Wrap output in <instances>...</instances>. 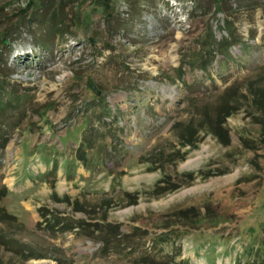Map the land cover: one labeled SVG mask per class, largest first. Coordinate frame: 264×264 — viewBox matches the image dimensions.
Listing matches in <instances>:
<instances>
[{
  "label": "rangeland",
  "instance_id": "374dc122",
  "mask_svg": "<svg viewBox=\"0 0 264 264\" xmlns=\"http://www.w3.org/2000/svg\"><path fill=\"white\" fill-rule=\"evenodd\" d=\"M26 1L0 0V264H264V0Z\"/></svg>",
  "mask_w": 264,
  "mask_h": 264
},
{
  "label": "trees",
  "instance_id": "16d2710c",
  "mask_svg": "<svg viewBox=\"0 0 264 264\" xmlns=\"http://www.w3.org/2000/svg\"><path fill=\"white\" fill-rule=\"evenodd\" d=\"M38 0H27L25 3V7L20 8L21 13H25L26 8H30L33 4H36ZM85 0H80L79 2H83ZM40 8L43 10H45L46 8L48 9V7L46 6V4L44 5L43 1L40 2ZM55 13H52L50 17H54ZM6 33H3V37L1 38V40H3L4 43H7V39H6ZM249 92L251 94L252 97V106L254 107V109L256 110L257 113H259V123L262 125L263 127V134H264V87H260V86H255L249 89ZM235 110H237V107H235L234 105H229L226 101H223L222 103H220L216 109L215 112V116L213 119H209L208 121V125L209 128L211 130V132H213L222 143L224 144H228V135H227V130H226V119L227 117H229ZM186 130H189V134H191V128L188 126L186 127ZM183 136V134H182ZM187 142L189 144L191 143V140H187ZM191 176V179L193 178V175H189ZM166 181V179H161L159 182H164ZM180 185H166L163 187H157V189H155V194H162L163 192L166 191H173L176 188H178ZM193 208H188L186 210H181L178 211V214L180 215H186L188 212H192ZM38 212H40V214L42 216H48L53 214L52 210H49L46 206H42L38 209ZM180 215V216H181ZM73 227H67L64 230H71ZM0 244L6 245V247L14 249V251L18 254H21L22 250L18 249V245L16 243H14L13 241H11L10 239H7L5 236L0 235Z\"/></svg>",
  "mask_w": 264,
  "mask_h": 264
},
{
  "label": "crops",
  "instance_id": "0c3cea01",
  "mask_svg": "<svg viewBox=\"0 0 264 264\" xmlns=\"http://www.w3.org/2000/svg\"><path fill=\"white\" fill-rule=\"evenodd\" d=\"M40 163H41V162H40ZM78 167H79V166H78ZM79 172H83L85 175H87V174H88V172H87V171H82V170H81V171H78V173H79Z\"/></svg>",
  "mask_w": 264,
  "mask_h": 264
}]
</instances>
